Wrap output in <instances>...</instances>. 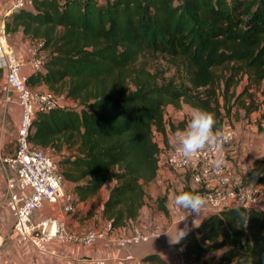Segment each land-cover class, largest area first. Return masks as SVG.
I'll list each match as a JSON object with an SVG mask.
<instances>
[{"label": "trees", "instance_id": "1", "mask_svg": "<svg viewBox=\"0 0 264 264\" xmlns=\"http://www.w3.org/2000/svg\"><path fill=\"white\" fill-rule=\"evenodd\" d=\"M20 30L49 53L46 72L29 85L75 102L37 112L30 142L69 150L57 162L78 200L114 181L102 206L110 229L144 204L143 185L160 167L153 131L185 128V119L164 117L167 105L214 113V130L258 107L251 87L264 80V0H35L33 10L7 16L8 35ZM146 54L160 55L176 75L150 71ZM243 179L264 184V157ZM176 246L186 264H264V210L212 211ZM143 260L165 264L155 253Z\"/></svg>", "mask_w": 264, "mask_h": 264}, {"label": "built area", "instance_id": "2", "mask_svg": "<svg viewBox=\"0 0 264 264\" xmlns=\"http://www.w3.org/2000/svg\"><path fill=\"white\" fill-rule=\"evenodd\" d=\"M35 0H13L0 15V70L4 75L5 97L15 96L19 107V119L15 132V148L12 154H5L0 148V173L4 175L2 202L12 215V229L17 243H27L38 250H44L51 240L80 242L89 245L106 236L101 229L88 228L78 234L68 229L65 220L56 216L34 217V212L46 204H61L64 213L73 209L74 194L66 189V179L61 167L45 149L30 142L32 120L37 112L56 107H74L75 102L48 88L29 85L31 75H43L49 58L42 39L26 41L25 53L18 58L8 41L5 31L6 17L20 10H33ZM59 4L65 0H56ZM91 1V0H76ZM230 142L236 135L233 130H220ZM216 151L205 150L189 159L177 152L172 144L167 151L158 154V163L172 172L188 174L191 188H195L207 199L206 214L232 206H246L264 210L263 184H251L244 179H224V167L214 161ZM187 216L185 210L180 219ZM189 225L192 217L186 218ZM195 228H193L194 230ZM162 231L143 233L136 229L130 235L117 238L121 246L147 242L151 236L160 238ZM2 241L0 240V248ZM179 263L186 264L182 248L177 246Z\"/></svg>", "mask_w": 264, "mask_h": 264}, {"label": "crops", "instance_id": "3", "mask_svg": "<svg viewBox=\"0 0 264 264\" xmlns=\"http://www.w3.org/2000/svg\"><path fill=\"white\" fill-rule=\"evenodd\" d=\"M12 1L0 0V15L4 14ZM26 39L27 36L21 30L8 35V41L18 58L23 57L25 53ZM3 74V71L0 70V148L3 153L12 154L15 148L19 107L13 94L5 97ZM39 88H47V86L40 82ZM168 107L169 105L165 109ZM158 147L162 148L159 155L165 153L168 148L165 149L163 145H158ZM222 147L214 153V161L226 168L224 169V179L236 178L239 171L230 169V160L226 159ZM62 150L61 154L67 153L65 148ZM175 174L180 173L172 172L164 166L159 167L155 177L143 185L145 188L149 184L151 188L148 193L144 189V204L139 215L126 225L115 229L109 228L107 220L102 215L103 203L107 198L109 186L114 181L105 182L95 195L78 200L73 189L74 183L66 180V189L74 194L72 211L64 213L60 203L46 204L34 212V217H60L65 220L68 229L75 233L80 234L88 228H96L104 230L106 236L89 245L76 241L51 240L46 244L44 250H38L27 243L16 242V235L12 229V215L2 202L4 175L0 173V240L2 241L0 264H158L143 260V257L150 253L157 254L165 264H178L179 252L176 244L170 242V237L175 236L176 225L182 220L179 215L184 210L174 204V197L181 192L184 184H180L173 192V188H175L173 184L180 178ZM245 174L246 172L243 177ZM161 197H163L162 201L159 200ZM160 204L165 207V210L158 208ZM183 225L184 221H181L179 227H183ZM136 229L148 234L162 231V235L160 238L151 236L147 242L133 245L121 246L118 244V237L130 235Z\"/></svg>", "mask_w": 264, "mask_h": 264}, {"label": "rangeland", "instance_id": "4", "mask_svg": "<svg viewBox=\"0 0 264 264\" xmlns=\"http://www.w3.org/2000/svg\"><path fill=\"white\" fill-rule=\"evenodd\" d=\"M143 58L147 61L150 71L161 72L165 78L173 74L176 75L175 69L168 65L160 55L146 54ZM39 84L40 82H36L33 84V87L39 88ZM251 90L257 101V109L252 111L248 116H243L241 119L235 120V118H232L228 120L223 127L225 130H233L236 133L235 137L230 142L223 145L222 149L226 159L230 160V169H234L236 172L239 171V175L236 177L239 179H243L244 173L252 167L258 159L264 157V80H262L258 86L251 87ZM190 109L191 108L186 104H182L178 109L169 105V107L164 110V116L174 123L185 119L187 125ZM155 131L156 130H154L153 138L157 145H163L165 149L169 147V141L174 132L167 129L166 134L163 135ZM160 149L162 150V148H159V152ZM66 151L69 153V150ZM50 154L56 161L61 158V152ZM224 169L226 168L224 167ZM175 176H179L180 178H178V181L174 182L173 187L175 188H173V192L176 191L180 184L190 183L188 175L186 174H175ZM151 183L153 184V182ZM150 188L151 186L147 184L144 188L146 193L150 191Z\"/></svg>", "mask_w": 264, "mask_h": 264}, {"label": "clouds", "instance_id": "5", "mask_svg": "<svg viewBox=\"0 0 264 264\" xmlns=\"http://www.w3.org/2000/svg\"><path fill=\"white\" fill-rule=\"evenodd\" d=\"M189 120L186 127L177 130L171 137L170 143L173 148L182 156L192 159L202 151H218L222 143L229 139L223 132L215 129V115L199 108H191ZM174 204L187 213V216L181 220L184 221L183 227L176 225L175 236L170 237L173 244L180 243L193 230L198 228L204 218L207 208V199L200 194L194 187L189 191H181L174 197ZM192 217L191 224L186 218ZM249 264H252L250 261Z\"/></svg>", "mask_w": 264, "mask_h": 264}]
</instances>
